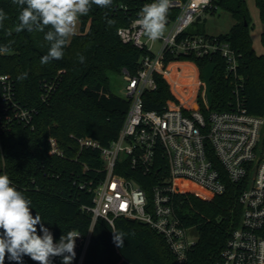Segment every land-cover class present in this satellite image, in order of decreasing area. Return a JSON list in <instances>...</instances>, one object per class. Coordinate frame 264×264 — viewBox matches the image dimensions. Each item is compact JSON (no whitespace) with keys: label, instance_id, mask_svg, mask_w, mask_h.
I'll list each match as a JSON object with an SVG mask.
<instances>
[{"label":"trees","instance_id":"trees-1","mask_svg":"<svg viewBox=\"0 0 264 264\" xmlns=\"http://www.w3.org/2000/svg\"><path fill=\"white\" fill-rule=\"evenodd\" d=\"M144 2L113 0L106 8L92 5L88 14L79 18L80 30L69 39L63 58L41 64V58L50 47L44 39L45 33L17 32L21 7L13 0H0V9L7 16L0 26V39L3 45L10 47L8 53L0 54V73L10 74L19 99L37 109L34 126L17 123L0 136V157L4 174L31 200L32 215L40 214L54 242H59L61 235L71 230L87 232L92 223V214L84 206L93 205L95 188L105 172L99 151L81 148L78 138L88 136L109 144L124 124L130 101L113 90L110 72H123L126 68L135 74L141 57L148 53L147 49L133 43H124L118 35V28L138 16ZM256 3L264 22V0H256ZM216 4L230 11L235 20L229 31L219 36L230 41L238 51V73L244 83L242 92L246 106L250 112L264 115V53H258L253 46L247 0H217ZM173 13L175 15L176 11ZM110 20L114 23L109 24ZM197 21L188 33L200 31L195 28ZM261 40L264 45V31ZM80 55L85 58L83 63L79 61ZM174 58L197 63L200 78L207 84L211 110L230 107L234 85L227 76L226 61L221 55L205 58L180 55L168 57L167 61ZM175 66L172 64L167 76L174 82L173 89L182 103L188 105L189 96L179 88L185 77L183 72L176 77ZM22 74H27V78L18 79ZM187 76L197 82L194 73ZM156 80L157 88L143 95L144 106L162 110L167 100L176 96L165 77L156 74ZM47 83H53L54 88L49 98L44 99ZM51 136L56 137L63 155L52 151ZM261 144L264 147V128ZM117 171L128 177L135 174L136 181L152 199L154 174H143L133 168L127 171L117 168ZM247 185L248 180L235 183L228 179L226 192L221 195L211 196L200 188L175 195L176 210L185 225H195L199 230L185 264H215L220 259L232 231L241 224L243 205L238 197ZM39 229L37 225V233L42 235ZM112 231L127 234L122 248L113 243ZM34 263L29 256L22 258V264ZM4 264L17 262L6 256ZM84 264L178 263L165 237L149 224L117 217L113 227L100 217L94 225Z\"/></svg>","mask_w":264,"mask_h":264},{"label":"built area","instance_id":"built-area-1","mask_svg":"<svg viewBox=\"0 0 264 264\" xmlns=\"http://www.w3.org/2000/svg\"><path fill=\"white\" fill-rule=\"evenodd\" d=\"M216 1L170 0L168 30L159 39L162 45L158 52L153 50L157 40H150L135 23L139 15L118 28L124 43H133L148 53L141 57L135 74L123 69L130 107L118 136L109 144L88 136L78 138L81 148L99 151L105 177L95 188L93 205L84 206L92 214V223L87 232L78 231L72 264H84L100 217L113 227L117 217L144 221L165 237L177 263L185 264L197 240L188 235L189 227L176 210L175 195L188 191L191 185L211 196L221 195L226 192L228 179L235 183L248 180V185L238 197L243 205L241 224L232 231L215 264H264V115L252 113L246 106L244 83L238 73L239 55L231 42L219 34L187 32L204 13L217 9ZM153 2L145 0L143 6ZM217 54L225 59L227 76L234 85L230 107L225 110L210 109L207 84L194 60L167 61L172 56L205 58ZM174 62L189 64L196 75L195 87L184 83L196 91L191 93L190 106L173 100L162 110L145 108L144 93L157 88L156 74L168 79ZM175 72L176 77L186 73L184 67H177ZM53 88V83L45 84L44 99ZM36 114L35 107L19 99L11 75L0 73V136L17 123L34 126ZM49 141L52 151L63 155L56 137ZM117 168L154 174L152 199L135 174L128 177ZM4 169L3 163L0 174ZM51 264H62V258H52Z\"/></svg>","mask_w":264,"mask_h":264},{"label":"clouds","instance_id":"clouds-1","mask_svg":"<svg viewBox=\"0 0 264 264\" xmlns=\"http://www.w3.org/2000/svg\"><path fill=\"white\" fill-rule=\"evenodd\" d=\"M13 3L21 7L17 32L45 33L44 39L50 47L47 55L41 58V64H48L63 58L64 48L76 34L79 18L87 15L92 5L106 8L113 0H13ZM169 7L170 0H155L142 8L135 23L150 40L163 37ZM6 18L0 9V26ZM45 29L49 30L45 32ZM9 51L8 45L0 46V54ZM78 58L84 62L82 55ZM26 78L27 74L18 77L20 80ZM31 210V200L12 185L7 174H0V264H4L6 256L17 264H22L24 256L38 264H51L52 258L59 256L62 264H72L76 240L80 237L78 231H68L61 235L59 242H54L53 234L44 227L40 214L33 216ZM37 225H40L42 235L37 233ZM112 233L113 243L122 248L127 234L122 231Z\"/></svg>","mask_w":264,"mask_h":264},{"label":"rangeland","instance_id":"rangeland-1","mask_svg":"<svg viewBox=\"0 0 264 264\" xmlns=\"http://www.w3.org/2000/svg\"><path fill=\"white\" fill-rule=\"evenodd\" d=\"M247 6L250 11V15L252 17V23L250 28L251 37L253 40V46L256 49L258 53H264V45L261 40V34L264 31V22L261 19L260 10L256 3V0H247ZM234 18L230 11H228L226 8L222 6H218L215 12H206L204 13L199 20L197 21V24L195 25V28H199L200 31H205L210 34H221L226 33L231 28L232 24L234 23ZM78 24H80V21H78ZM77 24V29L79 30V25ZM168 30V27L165 28L164 33H166ZM78 32V31H77ZM162 43L161 40L155 41V45L153 50L155 52H158ZM175 70L177 67L183 68L186 73H182V75L185 77V80L183 83L191 84L193 87L196 86V82H192L191 79L187 76V73L193 74L192 67L187 63L184 62H174ZM187 67V68H185ZM182 70V69H181ZM176 74V73H175ZM177 74H179L177 72ZM190 79V80H189ZM170 83L171 90L173 91V94L176 96V99H168L167 101L173 102V100L179 104H182L181 97L174 91L173 84L174 82L171 81L169 78L166 79ZM110 82L113 90H115L117 93L121 94L122 96H125V85L126 80L124 78L123 72L119 71H111L110 72ZM185 85L186 87H184ZM187 84H182L180 90L187 96H189L188 99V105L190 106V96L191 93L196 92L195 89L192 86H188ZM197 89V88H196ZM184 104V103H183ZM186 105V104H185ZM195 108H197V104L194 105ZM191 189H199L194 185H191L188 190ZM200 190V189H199ZM188 235L191 239L197 240L199 237V230L198 227L193 225L188 228Z\"/></svg>","mask_w":264,"mask_h":264},{"label":"water","instance_id":"water-1","mask_svg":"<svg viewBox=\"0 0 264 264\" xmlns=\"http://www.w3.org/2000/svg\"><path fill=\"white\" fill-rule=\"evenodd\" d=\"M3 171V161H2V159H1V157H0V172H2ZM144 222V221H143Z\"/></svg>","mask_w":264,"mask_h":264},{"label":"crops","instance_id":"crops-1","mask_svg":"<svg viewBox=\"0 0 264 264\" xmlns=\"http://www.w3.org/2000/svg\"><path fill=\"white\" fill-rule=\"evenodd\" d=\"M79 21H80V19H79ZM78 25H79L78 27H79V30H80V24H78ZM79 30H76V33H77V31L79 32Z\"/></svg>","mask_w":264,"mask_h":264}]
</instances>
